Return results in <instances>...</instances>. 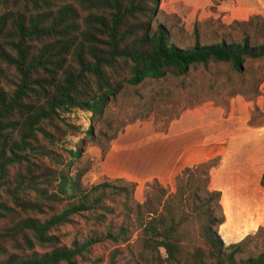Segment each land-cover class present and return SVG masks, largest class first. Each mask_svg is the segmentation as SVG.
<instances>
[{
  "label": "trees",
  "instance_id": "obj_1",
  "mask_svg": "<svg viewBox=\"0 0 264 264\" xmlns=\"http://www.w3.org/2000/svg\"><path fill=\"white\" fill-rule=\"evenodd\" d=\"M159 1L0 0V222L16 209L43 214L50 203L68 202L45 219L25 216L4 228L0 264H79L78 258H87L99 235L68 247L60 245L52 232L75 214L105 209L108 189L118 195L126 190L100 185L81 193L72 177L60 172L56 190L46 195L52 177L44 174L48 181H43L42 175L27 168L31 170L29 163L41 153L35 146L39 134L56 144L46 130L61 128L65 113L80 109L98 116L125 84L136 86L168 74L180 77L190 67L209 62L228 64L253 80L250 89H240L239 94H261L264 75L258 78L253 67L264 62V43H253L252 36L245 34L236 42L196 43L180 49L165 28L153 29ZM72 154L76 158L79 153ZM211 163L203 170L185 169L176 179V191L160 196L157 204L162 212L148 209L145 219L142 207L138 208L144 247L163 250L166 259L160 257L161 264H264V252L237 258L246 253L247 243L225 245L220 235L225 223L221 195L210 188ZM22 165H27V174L8 180L9 170ZM261 184L264 187V176ZM4 196L11 205L2 200ZM96 214L100 220L102 216ZM195 225L202 246L190 251ZM126 234L125 227L115 234L111 228L104 231L105 238L114 235L117 243L128 242ZM37 246L47 250L34 252Z\"/></svg>",
  "mask_w": 264,
  "mask_h": 264
},
{
  "label": "rangeland",
  "instance_id": "obj_2",
  "mask_svg": "<svg viewBox=\"0 0 264 264\" xmlns=\"http://www.w3.org/2000/svg\"><path fill=\"white\" fill-rule=\"evenodd\" d=\"M154 18L153 29L165 28L180 49L236 42L245 34L253 43H264V0H160ZM253 69L262 78L264 62ZM252 85L251 78L215 62L192 66L180 77L168 74L136 86L125 84L98 116L72 110L59 122L61 128L48 126L56 144L39 134L35 146L41 153L32 159L36 164L30 159L31 170L27 165L11 168L8 180L26 175V168L42 175L43 181H48L44 174L50 175L47 196L59 185L60 172L72 177L81 193L100 185L125 188L122 195L108 189L105 209L75 214L52 235L68 247L99 235L87 258H78L79 264H161L165 252L144 247L138 208L145 219L148 209L162 212L160 196L176 191V179L185 169L203 170V165L214 162L210 188L220 193L225 217L220 235L226 246L247 243L246 253L238 259L258 257L264 252V84L256 97L238 93ZM2 200L11 205L7 196ZM67 203H50L43 214L16 209L0 222V232L14 219H45ZM121 227L127 230L128 242L117 243L114 235L105 238L107 228L115 234ZM191 238L190 251L202 246L196 225ZM46 250L37 246L34 252Z\"/></svg>",
  "mask_w": 264,
  "mask_h": 264
}]
</instances>
